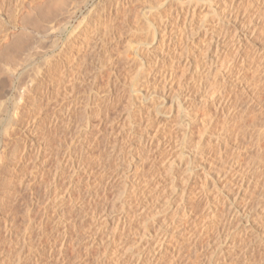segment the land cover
Instances as JSON below:
<instances>
[{"label":"bare ground","instance_id":"bare-ground-1","mask_svg":"<svg viewBox=\"0 0 264 264\" xmlns=\"http://www.w3.org/2000/svg\"><path fill=\"white\" fill-rule=\"evenodd\" d=\"M241 14L242 17L264 16V0H156L154 3L151 0H0V114L5 112V102L11 104V110L6 111V118L0 124V264L65 263L66 252L72 246L70 233L77 236L76 228L79 230L80 227L71 217L72 211L77 210V214H81L87 202H84V198L91 196L87 190L83 197L79 188L74 187L72 179L77 170L84 171L82 174L86 181L90 173L84 167L89 159L88 142L92 126L88 118L91 111L88 102L92 95L82 100L76 92L84 75L81 53L88 47L97 55L108 53L111 47L109 43L114 44L121 38L120 30L138 32L140 28L133 25L138 18L145 25V29L140 31L161 34H157V44L161 45L170 33L174 36L193 30L206 33L209 28H215L217 35L224 39L221 46L227 49H222L217 42L215 55L210 56L208 61L212 66L202 77L205 83L213 80L205 90L196 91V87L202 84L200 80L198 84L187 88V97H176L173 103L165 80L163 88L166 89H163L162 99L173 103L176 108L179 120L175 128L181 131L177 147L181 155L187 144L195 140L191 128L199 113L205 112L206 115L205 120H202L201 131L197 133L199 140L191 151L193 159L189 160L188 166L182 168L170 159L172 148L176 147L166 127L149 139H141V150L132 169L134 185L125 182L120 192L121 210L114 231L123 239L121 246L113 250L116 242L113 233L105 242L92 237L84 249L88 256L92 255V249H96L95 254L100 257L99 264H165V260L168 264H174L178 252L176 246L171 247V253L170 250L167 252V240L172 237L168 219L178 215L181 224L197 219L196 206L189 203L195 191L199 201L206 200V211H201L207 214L205 217L200 214L201 219L202 216L209 219L212 230L218 229L221 219L214 212L215 204L222 197H229L218 188V180L225 179L227 174L233 172L232 176L237 175L239 171L236 167H242L243 156L254 155L257 159L264 157V129L251 128L241 135L228 128L237 116L240 115L241 120L245 113H255L264 108V87H251L243 82L245 76L239 77L241 81L234 83L237 88L234 91L235 95L244 93L246 107H240L234 96H225L222 92V79L236 74V67L248 62L249 66L258 63L252 72H258V68L264 72V43L258 42V31L262 25L236 26L232 20ZM173 16L176 19L171 22ZM29 25L33 28H29ZM211 38H215V35ZM151 44L144 40L138 46L147 47ZM218 45L221 50L217 49ZM119 60V55L111 57V65L118 64ZM113 69L114 66L112 72ZM97 74L92 79L100 76ZM98 90V84L92 81L90 91L98 96ZM99 96L101 101L96 103L98 115L103 112L100 105L104 102L113 105L115 98L109 92ZM77 109L84 114L83 119H80L79 131L71 135L67 146L62 148L60 139L66 134L63 131L64 135L61 134V130L72 129ZM210 111L213 114L210 115ZM167 123L169 125L171 122ZM41 129L46 136L38 141L36 135ZM20 135L21 144L18 140ZM243 138L245 143H242ZM72 147L78 151L74 158L71 156ZM149 153L151 172L147 176L143 167L144 158ZM206 155L211 157L208 163L214 164L212 171L209 170L211 165L199 163ZM48 159L57 164V168L49 175L45 171ZM198 164H201L199 174L193 171L195 167L198 168ZM252 168L246 169L247 173ZM62 169L72 171L68 176L70 178L64 182L63 190L58 185ZM194 175L202 178L195 189ZM164 178L166 182L169 181L167 192L162 181ZM41 187L42 192L39 190ZM131 189L136 192L132 194H138L137 197L143 195L142 190H150V196L156 198V202L147 203L148 200H144L145 203L136 204L137 209L133 211L134 206L131 207V203L126 200ZM157 195L162 200L158 201ZM236 204L229 203L221 225H232L238 219L245 224L256 221V213L249 204L242 210ZM103 220L108 222L106 217ZM131 224H142L143 232L135 233L136 238L129 246ZM44 241L48 243V249L43 246ZM225 243L226 240L219 251L225 248ZM76 247L75 244L71 247L74 253ZM226 248L227 254L231 248Z\"/></svg>","mask_w":264,"mask_h":264},{"label":"rangeland","instance_id":"rangeland-1","mask_svg":"<svg viewBox=\"0 0 264 264\" xmlns=\"http://www.w3.org/2000/svg\"><path fill=\"white\" fill-rule=\"evenodd\" d=\"M152 2L154 3L156 0H151V3ZM263 17V15L258 17H242L241 14V16L233 19L232 23H235L236 26H251V24L252 26L256 24L262 25V29L260 27L258 31V42L264 43ZM175 19L176 18L173 16L170 20L173 22ZM133 25L134 27L137 26V28H140L138 32L120 30L122 33L121 38L115 41V45L109 43L108 46L111 47L108 53L97 55V52H93L90 47L86 50L83 48L81 49V51L84 50L81 53V57L84 58V63L81 64L84 75L83 80L80 81V83H82H79L80 87L77 88L76 92L82 100L92 95V99L88 102L91 110L89 111L88 118L92 126L88 142L89 159L84 167V170L86 169L85 171L90 173L88 176L89 179L86 181V179H84V174H82L84 171L77 170V174L72 175V179L74 187L79 188L83 197V193L87 190L91 193L92 197L84 198V202H87L84 204L85 207L83 205L81 214H77V210L72 211L71 217L80 227L79 230L76 228L77 236L74 233H70V242L72 246H69V251L67 250L66 252L67 257L64 264H99L100 257L95 254L96 249H92L91 256H88L84 249L85 245L92 237L101 242H105L107 237H111L114 233L116 242L113 250L121 246L123 239L117 234V231H114L117 225L116 220L121 210L119 206L121 202L120 192L125 182L134 185L132 182V169L133 163L135 164L136 157L141 150L139 146L140 140L146 139V137L149 139L157 131L166 127V129H168L167 133L172 136L176 147L172 148V158L170 156V159L174 160L175 163H179L180 167L185 168L188 166L189 160L191 161L193 159V153L191 151L197 146L196 143L199 140L197 133L201 131L202 120L206 118L205 112L199 113V117L196 118V122L193 123L194 126L191 128L195 140L192 141L191 144H187L184 154L181 155L177 147V145H179L178 143H180L181 131L175 128L179 117L176 116V108L173 106L174 99L176 97L182 99L187 97V88L191 85L198 84L200 80L202 81V77L207 72L208 67L210 66L211 68L212 66L211 62L208 63L210 56L215 55L216 45L221 42L224 43V39L217 35L215 28H209L206 33L202 32L203 30H201V32L193 30L176 36L170 33V36L166 35V40L160 45L157 44V42H159L158 32L140 31L145 29V25L139 18ZM31 27L32 26L29 25V28ZM154 28H156V26H154ZM213 35H215V38H211ZM159 36H161V34ZM144 40H146L147 43L152 42L150 46H147L148 49L146 46H138V43ZM128 44L130 45L129 47ZM207 45L209 48H207ZM220 47H222V49H227V47L224 45L221 46V44ZM217 49L221 50L219 45ZM118 55L120 56V60L117 62L118 64L113 65L112 63L111 65L110 58H115ZM111 66H114L113 72L111 71ZM257 66L258 63L251 64L250 66L249 62L245 63L242 66L236 67L235 71H237V73L231 78L224 77L222 79L221 85L222 87L224 86L222 92L225 96H234L240 104V107H246L245 103L247 99L244 93H237L235 95L234 89L237 88L234 87V83L241 81L239 77L245 76L242 79L246 85H250L251 87L254 85H261V87H264V72L262 73L260 68L257 69L258 72H252ZM97 73L100 74V76L96 79H92ZM165 80L168 84L166 85V88H168V95L170 98H173L172 104L162 99L163 89H166L163 88ZM92 81H96L98 84L99 95L109 92L112 95L114 94L115 97L113 105H107L106 102L100 105L103 108V112L100 115L96 113V103L101 101V99H99L101 97L99 95L94 96V93L90 91V84ZM212 82L213 80L209 83L202 81V84L196 87V91L205 90ZM5 103V112L3 111L4 113L0 114V124L6 118V111L11 110L10 102L7 101ZM189 111L191 112L193 109H189ZM209 114L211 115L213 112L210 111ZM83 117V112L77 109L74 114L75 121L72 125L73 130H61V132L63 131L64 134H66L65 137H60V140L63 142L62 148L67 146V143L70 141L69 139L72 137L71 135H76L78 133V127H80ZM239 117L240 115L233 119L228 125L229 130L233 133L242 135V132L250 130L251 128L264 129V108L255 111V113H245L241 120ZM252 119H254L253 123H251ZM100 120L101 122H99ZM169 121L171 123L168 125L167 122ZM221 123L222 121H220L219 124ZM98 125L101 128L99 127L97 130ZM63 132L61 134H63ZM44 134L42 129L37 131L36 139L38 138V141H42L41 139L46 136ZM21 139L20 135L18 137L20 144ZM242 143H245V138H243ZM150 154L151 153L147 154L144 158L145 164L143 169L147 176L151 172V168L149 167ZM77 155L78 151L72 147L71 156L74 158ZM210 160L211 157L206 155L199 163L210 166L211 164L208 163ZM48 162L53 163L50 164ZM48 162L45 164L47 175L57 168V164L54 161L48 159ZM242 163V167H236V170L238 168L237 171H239L237 175L235 174L232 176L233 172L227 174L225 179L218 180V188H221L229 197H222L216 204L214 203V210H216L214 212L217 213L216 215L219 220L221 219L218 223L217 230H212L210 226L211 221L209 219L206 220V218L204 219L207 212L201 210L203 209L206 211L204 207L206 200L202 199V201H199L200 199L194 194L197 191L189 198V203H193L196 206L192 204L196 209V216L197 214L199 216H197L196 220L181 224L178 215L168 219L171 229L169 230V234L172 237H169L166 246L168 248V253L169 250L171 253V247L176 246L178 253L174 264H264V242L262 241L264 240V157L257 159L254 155L251 157L243 156ZM213 165L214 164L210 166V171L214 169ZM252 166L251 172L247 173L246 169ZM199 168H201V164H198V168L195 167L193 169L194 173L199 174ZM62 170L61 171L64 173H60L61 176H59L58 181L61 190H63L64 182L70 178L68 176L72 172L69 169ZM194 177V182L196 184L194 187L195 189L197 185L202 182V178L196 175H194ZM165 179L166 178L162 180L163 185H165L164 190H166L169 185V181L166 182ZM241 180H243L242 183ZM142 184L143 182L140 185ZM132 189L127 195L128 198L130 196L131 198L127 199L126 197V200L131 203V207L134 206L132 208V210L134 209L133 211L137 209L135 206L137 207V205L144 200H148L147 203L156 202V198H151L150 190H142L143 195L137 197L136 195L138 194H132V192L136 193ZM39 190L42 192L43 187ZM165 192H167V190ZM135 197H140L139 203L137 202L139 199ZM157 200H162V197L157 195ZM145 201L143 203H145ZM232 202L237 203L236 205L240 210L244 209L246 204H249L252 211L256 213V221L252 222L250 220V224H245L243 220L238 219L233 222L232 225H221L224 222V220H222L223 217L228 212L229 203L231 204ZM178 204L179 202L176 203V205ZM67 209L69 210L70 207H67ZM200 214L203 216L205 215L204 217L202 216L204 222ZM101 215H105L104 217H106L107 223H105V220H103L104 217ZM214 220H216V218ZM131 225V232L128 235L129 246L133 244L136 238L135 233L140 234L143 232L141 230L142 224ZM244 225L246 226L242 229L241 226ZM208 227H211V230ZM240 229H242V231ZM255 229H257V231ZM46 231H49V227L46 228ZM224 240L227 241V243H225L227 245L223 250L219 251V248L224 244ZM46 243L47 242L44 241L43 246L48 249L49 245L47 243V246H45ZM73 244L77 245L75 253L71 248ZM228 246L231 249L228 252L229 254H226V247ZM214 258H217V261L213 262ZM167 262V260L164 261L165 264H168Z\"/></svg>","mask_w":264,"mask_h":264}]
</instances>
